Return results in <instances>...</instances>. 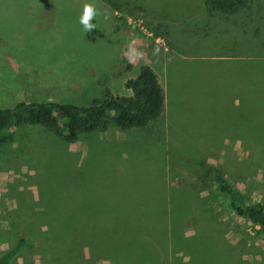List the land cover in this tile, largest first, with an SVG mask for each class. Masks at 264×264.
Instances as JSON below:
<instances>
[{
    "label": "rangeland",
    "instance_id": "374dc122",
    "mask_svg": "<svg viewBox=\"0 0 264 264\" xmlns=\"http://www.w3.org/2000/svg\"><path fill=\"white\" fill-rule=\"evenodd\" d=\"M0 4L43 10L0 19V51L21 58L0 59V108L128 96L143 65L165 97L154 127L110 122L72 144L39 125L0 132V253L25 241L10 264H264V231L211 185L219 169L264 208V0L234 14L205 0Z\"/></svg>",
    "mask_w": 264,
    "mask_h": 264
},
{
    "label": "trees",
    "instance_id": "16d2710c",
    "mask_svg": "<svg viewBox=\"0 0 264 264\" xmlns=\"http://www.w3.org/2000/svg\"><path fill=\"white\" fill-rule=\"evenodd\" d=\"M250 1L253 0H205V8L209 14L213 11L234 14ZM255 61L253 57L250 63L253 68L261 67L259 64L264 62ZM252 73L249 76L251 84ZM124 88L130 91L128 96L107 91L102 99H94L87 106L53 101H20L12 108H0V132L25 124L39 125L66 144H72L80 134L106 131L110 122L120 131L158 124L164 113L165 97L155 72L149 66H140L137 74L124 82ZM211 178L213 189L227 198L228 207L234 216L244 218L264 231L263 206L245 202L219 169L212 171ZM24 247L25 241L18 239L0 253V264H10Z\"/></svg>",
    "mask_w": 264,
    "mask_h": 264
},
{
    "label": "crops",
    "instance_id": "0c3cea01",
    "mask_svg": "<svg viewBox=\"0 0 264 264\" xmlns=\"http://www.w3.org/2000/svg\"><path fill=\"white\" fill-rule=\"evenodd\" d=\"M42 6V5H41ZM40 5H27V4H0V19H5V21H11L12 19H16V18H21V19H25L27 17L30 16L29 13H33V12H38V11H43L40 9ZM14 13H23V14H19V15H15ZM13 49L14 52L16 51H19L20 50V47L19 45L16 47V48H10V50ZM0 59H6V60H13V59H21V58H17L15 56H12L11 53L9 51H5V52H1L0 51ZM250 60V58H249ZM246 62V61H245ZM7 66H10L7 65ZM10 69L12 72H9L11 73L12 75L16 74V65H14L13 68H8ZM2 71L0 70V73ZM8 73H6L5 75H7ZM25 74V73H24ZM29 75V74H27ZM30 76V75H29ZM37 77L39 76V74H34V77ZM157 76V75H156ZM27 77V76H25ZM158 78V77H157ZM158 81L159 78H158ZM161 82V81H160ZM159 82V83H160ZM162 83H160L161 85ZM162 86V85H161ZM247 88H250V85H246ZM246 88V89H247ZM163 91H164V88H163ZM165 99V98H164ZM164 106H165V101H164Z\"/></svg>",
    "mask_w": 264,
    "mask_h": 264
}]
</instances>
